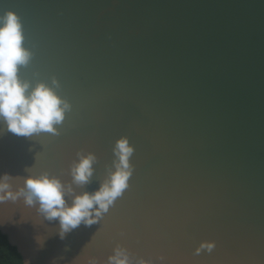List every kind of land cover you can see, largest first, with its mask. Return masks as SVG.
<instances>
[{
    "label": "water",
    "instance_id": "95a60500",
    "mask_svg": "<svg viewBox=\"0 0 264 264\" xmlns=\"http://www.w3.org/2000/svg\"><path fill=\"white\" fill-rule=\"evenodd\" d=\"M7 9L32 53L21 79L70 104L56 134L0 120L10 190L47 173L71 205L108 178L117 139L134 148L122 195L63 238L38 202H0L25 264H108L117 247L130 264H264V0H0ZM81 151L96 160L77 185Z\"/></svg>",
    "mask_w": 264,
    "mask_h": 264
},
{
    "label": "clouds",
    "instance_id": "9594fccd",
    "mask_svg": "<svg viewBox=\"0 0 264 264\" xmlns=\"http://www.w3.org/2000/svg\"><path fill=\"white\" fill-rule=\"evenodd\" d=\"M23 25L19 15L12 9L0 14V120L9 131L16 135L30 136L33 133H57L54 127L60 124L65 112L70 109L66 99L61 98L55 88L45 82L32 86L28 80L21 79L19 68L27 66L32 53L23 44ZM57 82L53 79V85ZM134 151L127 137H120L113 146L115 159L113 170L108 178L94 193L84 192L75 195L71 205L65 200L72 189H65L60 179L47 173L29 175L24 178V186L17 193L10 190L9 174L0 175V202L15 201L19 195L25 197V203L32 206L39 204L38 211L51 221L59 219L60 236L82 222L91 225L108 211L114 201L128 187L133 172L130 157ZM78 160L73 161L70 172L73 183H87L93 173L95 154L86 155L77 152ZM214 243H202V248L211 251ZM108 264H130L126 250L117 247L109 256Z\"/></svg>",
    "mask_w": 264,
    "mask_h": 264
},
{
    "label": "trees",
    "instance_id": "16d2710c",
    "mask_svg": "<svg viewBox=\"0 0 264 264\" xmlns=\"http://www.w3.org/2000/svg\"><path fill=\"white\" fill-rule=\"evenodd\" d=\"M0 264H25L18 248L11 244L7 234L0 230Z\"/></svg>",
    "mask_w": 264,
    "mask_h": 264
}]
</instances>
